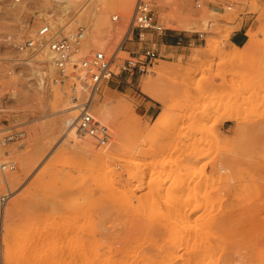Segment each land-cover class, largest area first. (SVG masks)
Here are the masks:
<instances>
[{
  "label": "rangeland",
  "instance_id": "1",
  "mask_svg": "<svg viewBox=\"0 0 264 264\" xmlns=\"http://www.w3.org/2000/svg\"><path fill=\"white\" fill-rule=\"evenodd\" d=\"M85 1L95 39L121 15L119 42L136 0L127 13L111 0L72 10ZM59 9L0 0V149L4 164L15 162L0 165V264H264V0H158L167 29L143 41L131 32L125 50L154 46L161 57L131 82L126 73L106 82L91 109L100 131L79 142L64 134V89L35 87L5 60L16 53L6 33L30 36L42 12ZM246 20L258 36L248 53L231 42Z\"/></svg>",
  "mask_w": 264,
  "mask_h": 264
},
{
  "label": "built area",
  "instance_id": "2",
  "mask_svg": "<svg viewBox=\"0 0 264 264\" xmlns=\"http://www.w3.org/2000/svg\"><path fill=\"white\" fill-rule=\"evenodd\" d=\"M205 1L196 0L197 7H202ZM20 2L12 0L13 4ZM65 4H60L59 11L42 12L43 16L39 15L38 19L40 25L30 36L6 33L3 46L6 52H16L11 56L5 55V60L12 64L10 73L26 75L31 85L40 89H64L69 97L65 130L71 132L90 127L93 122L92 106L106 82L114 77L121 81L123 73H126V81L131 82L135 76L148 73L161 57L160 50L154 46H148L136 55L126 51L129 34L136 32L139 40L143 41L147 31L161 33L167 27L155 9L158 0H136L130 27L119 42L115 43V37L111 35L121 21L119 13L111 15V24L103 28V36L95 39L92 31L94 17L92 11L88 12V1L67 13ZM198 36L206 40V32H199ZM181 40L182 37L179 43ZM44 46L48 49V58L41 59L39 51ZM123 52H128L130 56L124 57ZM16 136L12 133L7 139ZM14 165L13 160L5 163L3 171L14 168ZM7 196H1L4 202Z\"/></svg>",
  "mask_w": 264,
  "mask_h": 264
},
{
  "label": "bare ground",
  "instance_id": "3",
  "mask_svg": "<svg viewBox=\"0 0 264 264\" xmlns=\"http://www.w3.org/2000/svg\"><path fill=\"white\" fill-rule=\"evenodd\" d=\"M57 1V3L58 4H62L63 2H65L66 4L64 5V9H65V12L67 13V12H69L70 11V9H72L73 7H76V6H78V4L82 1V0H56ZM113 3H115V2H117L118 4H119V6H123V9H124V13L126 12L127 13V11H128V9H130V1H132V0H111ZM93 2V1H92ZM93 4V3H92ZM91 6V5H90ZM92 7V6H91ZM95 7V6H94ZM48 16H50V15H48ZM248 35H249V39H248V41L246 42V44H244L243 46H235V48L236 49H238V50H241L242 52H244V53H248L249 51H251V50H253L254 48H255V46H256V44H257V40H258V36H257V34H256V32L253 30V29H250L249 30V32H248ZM40 51H41V57H42V59H46V58H48V49H47V47H41V49H40ZM168 65H164V64H162V65H159V70H160V72H165L167 69H168ZM156 72V71H155ZM143 91L144 92H146L148 95H150L151 97H154V98H157V95H156V93H155V91H154V85H153V83L151 82V81H145L144 82V84H143ZM103 115V114H102ZM102 117V116H101ZM230 118V117H229ZM233 118V117H232ZM262 122H259V124L260 125H258V126H260V127H258L259 129H261V124ZM101 124H103V119L101 118V123H99L98 125H93V126H91V127H88V128H85V129H83V130H78V131H76V130H73V131H71V132H66V133H64V134H67V135H69V136H72V137H74V139H75V141L76 142H79V141H84L86 138H88V137H91V136H97L98 135V133H99V131H100V128H101ZM65 127V126H64ZM262 127H264L263 125H262ZM264 129V128H263ZM262 130V129H261ZM61 131H62V129H61V127L60 126H58V127H56V132L58 133V134H60L61 133ZM263 131V130H262ZM20 133H22V132H20ZM68 145V144H67ZM2 160H3V157H2V155H1V149H0V165H2V164H4V162H2ZM1 179V178H0ZM2 181H4V180H2ZM4 182H6L7 184H11L12 183V176L11 177H9L8 179H6ZM119 188V187H118ZM112 189V188H111ZM115 189V188H114ZM119 189H121V188H119ZM116 190V189H115ZM116 192V191H115ZM0 199H1V197H0ZM6 209H8V208H6ZM172 212V211H171ZM175 213H176V211H174ZM174 212H172V213H174ZM168 213V212H167ZM178 213V212H177ZM5 214H6V210L3 212V214H2V220H4V216H5ZM140 215V214H139ZM170 215V214H169ZM170 217V216H169ZM179 217V216H178ZM181 217V216H180ZM167 218V217H166ZM164 221H165V219H163ZM170 220V219H169ZM173 220V219H172ZM183 220V219H182ZM186 220H188V217H187V219ZM211 220V219H210ZM175 221V220H174ZM142 222V221H141ZM167 222V221H166ZM176 222V221H175ZM210 222V221H209ZM60 223V222H59ZM170 223H171V220H170ZM177 223V222H176ZM222 223V222H221ZM220 223V226L222 225ZM71 224H72V222H71ZM175 224V223H174ZM178 224V223H177ZM185 224V223H184ZM200 223H198V225H199ZM216 224H217V222H216ZM63 225V224H62ZM141 225V224H140ZM179 225V224H178ZM58 226V225H57ZM68 226V225H67ZM181 226H183V225H181ZM180 226V227H181ZM218 226V225H217ZM55 227V226H54ZM202 227V226H201ZM60 228V227H59ZM58 228V229H59ZM141 228V227H140ZM61 229V228H60ZM59 229V230H60ZM62 229H63V227H62ZM64 229H65V227H64ZM174 229H176V227L174 228ZM189 229V228H188ZM216 229H217V227H216ZM66 230V229H65ZM71 230V229H70ZM69 230V231H70ZM73 230V229H72ZM179 230V229H178ZM67 231V230H66ZM185 231H186V229H185ZM204 231H205V228H204ZM217 231V230H216ZM58 232V231H57ZM60 232V231H59ZM48 233V232H47ZM64 233V232H63ZM178 233H180L179 231H178ZM60 234V233H59ZM195 234V233H194ZM42 235H48V236H50V237H52L51 236V234L49 235V233L48 234H42ZM187 235V234H186ZM188 235H190L189 233H188ZM187 235V236H188ZM183 236V235H182ZM191 236V235H190ZM184 237V236H183ZM42 238V237H41ZM45 238H46V236H45ZM182 238V237H181ZM47 239V238H46ZM195 239V238H194ZM38 240V239H37ZM48 240V239H47ZM175 240V239H174ZM183 240V239H182ZM185 240V239H184ZM187 240V239H186ZM38 242V241H37ZM179 242H181V241H179ZM186 242H188V240L186 241ZM175 243V242H174ZM183 243H185V242H183ZM200 243V242H199ZM174 244H173V241H172V246H173ZM181 245V244H180ZM184 245V244H183ZM182 245V246H183ZM174 247H175V245H174ZM173 247V248H174ZM71 251H73V250H71ZM77 251V250H76ZM172 251H174V250H172ZM67 253H69V252H67ZM73 253V252H72ZM77 253V252H76ZM173 253V252H172ZM56 254V253H55ZM57 254H59V253H57ZM71 254V253H70ZM134 254V253H133ZM210 254V253H209ZM71 255H73V254H71ZM74 255H75V253H74ZM74 255L72 256V257H74ZM197 255H199V254H197ZM51 256V255H50ZM76 256V255H75ZM77 256H79V253H77ZM173 256V255H172ZM188 256V255H187ZM193 256V255H192ZM191 256V257H192ZM195 256V255H194ZM202 256V255H201ZM56 257H58V255L56 256ZM62 258H64V257H62ZM62 258H60V259H62ZM75 258V257H74ZM173 258H174V256H173ZM172 258V259H173ZM190 258V257H189ZM194 258V257H193ZM54 259V258H53ZM57 259V258H56ZM59 259V258H58ZM76 259V258H75ZM78 259H80V257H78ZM129 259V258H128ZM192 260V259H191ZM194 260L196 261L197 259H196V257L194 258ZM55 261V260H54ZM170 261V260H169ZM56 262H58V261H56ZM186 262V261H185ZM188 262H190V261H187V263ZM49 263H51V261L49 262ZM222 263V262H221ZM41 264V263H40ZM122 264V263H121ZM183 264H184V262H183ZM186 264V263H185ZM200 264H201V262H200Z\"/></svg>",
  "mask_w": 264,
  "mask_h": 264
},
{
  "label": "crops",
  "instance_id": "4",
  "mask_svg": "<svg viewBox=\"0 0 264 264\" xmlns=\"http://www.w3.org/2000/svg\"><path fill=\"white\" fill-rule=\"evenodd\" d=\"M248 21H244V23L242 24V26L240 28H238L237 30H235V32L232 34L231 36V42L232 44L235 46H243L244 44H246L245 42H247V34H248ZM179 39L180 37L177 36L173 39H166L165 43L169 46H175L176 44L179 43ZM247 40V41H246ZM243 44V45H242ZM148 102H153L151 100H148ZM148 102H144L143 106L145 108V113H148L150 108L152 107V104H148Z\"/></svg>",
  "mask_w": 264,
  "mask_h": 264
},
{
  "label": "trees",
  "instance_id": "5",
  "mask_svg": "<svg viewBox=\"0 0 264 264\" xmlns=\"http://www.w3.org/2000/svg\"><path fill=\"white\" fill-rule=\"evenodd\" d=\"M170 39H173V38L170 37L168 40H170ZM242 45H243V44H242Z\"/></svg>",
  "mask_w": 264,
  "mask_h": 264
}]
</instances>
